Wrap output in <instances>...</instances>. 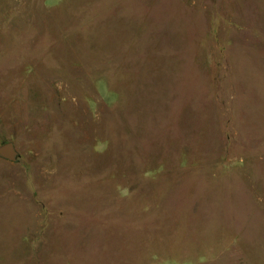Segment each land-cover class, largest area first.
<instances>
[{"label":"rangeland","instance_id":"rangeland-1","mask_svg":"<svg viewBox=\"0 0 264 264\" xmlns=\"http://www.w3.org/2000/svg\"><path fill=\"white\" fill-rule=\"evenodd\" d=\"M0 264H264V0H0Z\"/></svg>","mask_w":264,"mask_h":264},{"label":"water","instance_id":"water-1","mask_svg":"<svg viewBox=\"0 0 264 264\" xmlns=\"http://www.w3.org/2000/svg\"><path fill=\"white\" fill-rule=\"evenodd\" d=\"M19 158L20 154L13 142H6L0 146V159L10 163H17Z\"/></svg>","mask_w":264,"mask_h":264}]
</instances>
